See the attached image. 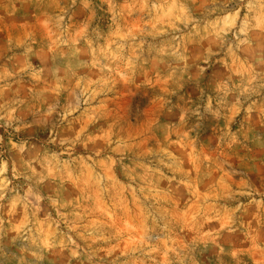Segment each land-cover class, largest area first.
I'll return each mask as SVG.
<instances>
[{
    "label": "rangeland",
    "instance_id": "1",
    "mask_svg": "<svg viewBox=\"0 0 264 264\" xmlns=\"http://www.w3.org/2000/svg\"><path fill=\"white\" fill-rule=\"evenodd\" d=\"M0 264H264V0H0Z\"/></svg>",
    "mask_w": 264,
    "mask_h": 264
}]
</instances>
